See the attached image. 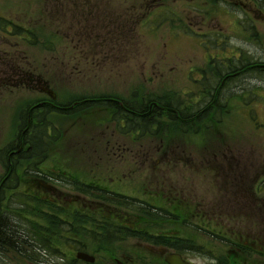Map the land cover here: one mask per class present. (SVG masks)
<instances>
[{"label":"rangeland","instance_id":"obj_1","mask_svg":"<svg viewBox=\"0 0 264 264\" xmlns=\"http://www.w3.org/2000/svg\"><path fill=\"white\" fill-rule=\"evenodd\" d=\"M0 17L12 26L0 24L16 34L31 32L18 35L22 39L16 34L12 38L3 35L0 26V81L5 82L0 87V160H7L9 152L21 144L19 133L26 127V112L31 113L29 135L39 124L54 131L41 135L47 150L40 155L24 144L23 150L30 156L15 158L20 160L21 175L32 160L45 159V168L74 177L76 189L80 179L104 180L110 189L127 193L125 206L120 204L124 200L119 193L110 203L125 208L130 222L141 219L142 224H152L155 230L144 228L149 232L179 229L181 239L188 237L193 255L203 262L228 264L229 256L220 238L194 229L200 219L194 215L195 210L231 213L234 209L232 222L243 231L240 234H252L254 220L262 233L264 222L259 215H252L257 212L243 213L239 209H248V201L253 207L244 194L256 191L264 181V75L254 71L227 81L211 118L203 114L205 107L196 115L189 111L192 104L186 97L194 92L191 79L199 77L196 70L205 71L211 86L215 77L218 79L219 68L209 61L213 51L208 54L205 50L212 48L196 32L226 34L231 43L226 48L232 46L238 54L241 49L244 57L264 60V0H0ZM219 49L214 54L223 55ZM23 68L28 70L26 74ZM11 79H15L14 86ZM45 81L54 89L56 99L41 90L43 85L37 86ZM176 92L182 95V107L177 105ZM252 92L257 100L247 105L245 93ZM101 95L143 107L149 98L167 104L173 101L174 110L180 108L186 118L192 119L176 122L165 110L148 109L145 119L149 127L137 124L130 131L127 128L135 125L125 124L118 106L95 102ZM260 97L263 100H258ZM50 99L58 107L44 108L40 104ZM85 100L86 104L73 110V101ZM62 106L66 109L59 108ZM159 159H165V163L158 164ZM216 161L224 166L220 172L214 167ZM6 171L0 162V176ZM159 186L165 194L178 198L176 203H186L190 214L186 216L183 211L179 218L168 221L146 211L144 204ZM261 189L260 201L254 196L260 208L264 205V186ZM22 190L23 186L8 193L4 206L11 220L6 219L13 226L23 225L18 226L23 230H15L22 237L27 238L24 231H37L40 238L34 240L39 249L23 250L27 255L16 251L17 247L0 250V264H27L25 257L30 254L38 258L53 254L55 260H62L60 253L43 249L44 228L40 224L52 225L44 211L49 208ZM81 190L89 198H97L90 195L85 184ZM232 196L236 197V209ZM13 215L21 223L15 222ZM181 217L187 218L186 225L176 226L182 222ZM160 220L163 223L156 226ZM108 223L118 221L112 217ZM128 232L113 235L117 242L125 236L132 239ZM146 234L144 231L142 236L146 238ZM67 250L68 256L74 254ZM262 260L249 258L254 263Z\"/></svg>","mask_w":264,"mask_h":264},{"label":"flooded vegetation","instance_id":"obj_2","mask_svg":"<svg viewBox=\"0 0 264 264\" xmlns=\"http://www.w3.org/2000/svg\"><path fill=\"white\" fill-rule=\"evenodd\" d=\"M241 4L244 5L242 2ZM9 32H11V30H5L2 33L3 35L9 34V37L14 38ZM23 52L27 55L25 51ZM25 55H23L24 58ZM27 72L28 70L23 68L22 73L26 74ZM12 75L15 78L14 71L12 72ZM11 80L10 83L14 86L13 83L15 82V79ZM23 80H26V77H23ZM4 83L5 82L0 81L1 88L4 87ZM42 85L43 87L41 90L48 95L51 94L52 100L57 98L56 95H53L54 89L49 85L48 81L43 83L40 82L37 86L39 87ZM51 99L41 101L40 104L44 108L48 106L58 107ZM86 101L88 100L73 101L71 104L72 108L74 107L73 110L86 104ZM78 102L81 103L79 104ZM95 102H101L104 104L109 103L113 106H118L120 109V115L123 116L121 118L125 121V124H127V122L130 123V121L135 122L134 127L127 128L130 131L137 127V124L140 125L141 128V124H143L141 118L149 113L148 109L150 111L156 108L159 111L165 110L168 116L176 121L183 116L184 119L182 118L181 121L184 123H188L190 120V118H186L185 112L175 113L174 108L171 107L173 101L167 104L165 102L157 101L156 98H149L143 107L142 104L132 105L126 103L124 100H120V98L116 99L115 97L101 95ZM59 108L66 109L63 106ZM70 109H67V111H70ZM26 115H28L26 127L21 128L22 132L19 133V141L21 144L18 143V146L16 147L17 149L15 148L11 153L9 152L7 160H0L7 169L6 174L0 176V229L3 226H8V222L11 220L8 215V210L4 206V203H6L9 198L8 193L23 186L21 192L24 195L30 196L32 199H41L49 208V210L45 209L44 211L50 215L52 225L40 224V226L44 228L42 229V233L45 245L70 248L71 254L74 252L72 256L65 257L64 261L63 259L60 261L57 259L55 260L54 258L56 257H48L47 259L41 260L39 264H171L168 261L170 256H180L181 260L194 264H219L216 260L203 262L200 260V256H194L193 251L191 250L192 247L187 244L188 237H183V239H181L182 236L178 233L180 232L179 229H168L169 231H162V233L154 231L149 232L147 229L152 227V224L148 226L147 224H142L141 219H136L134 222H130L125 208H122L121 206L114 207L110 203L111 199H113V201L117 199L116 194L119 193V198L124 200L120 204L125 206L127 193L110 189L108 182H105L104 180L97 182L96 178L94 181L85 182L83 179H80V186L76 189V180L74 177L68 176L63 171H58L57 169L51 170L47 167L45 168L44 165L47 164L45 159L32 160L33 163H28L27 166H25L23 175H21L18 169L20 160H16L15 158L21 154H23L25 159L28 158L30 152H34L35 150V145L31 144V138L33 139L37 135L41 136L45 131V127L41 126L42 124H39L40 126L31 129L32 135L31 133L29 135V115H31V113L26 112ZM175 117L178 119H175ZM40 120L45 123L43 118H40ZM23 122H25L24 119ZM47 129L51 132L54 131V129L51 127L49 128V126ZM29 143L31 145H29ZM24 144L31 148L29 150L30 152H24ZM43 148L41 145L38 146L37 152L39 155L43 151H46V149ZM37 152L35 151V153ZM120 155L124 156L122 154ZM165 155L166 154L164 153V156ZM164 161L165 159H159L157 162L158 164H162L165 163ZM219 163L220 162L216 161L214 166L219 170L218 172L224 168L223 164ZM107 180L109 181V179ZM263 183L264 181L259 183L260 185L255 189L256 191H249L244 194L251 201L253 207H249L250 202L248 201V209H239L243 213L256 211L257 213H252V215H259L262 222H264V219H262L264 218V213L258 212H264V205L261 203L260 205L263 206L260 208L259 203L254 202V196H257L260 201L261 195L263 194L261 189V185L264 186ZM83 184L89 187L90 195L97 197L96 199H91L86 194L81 193ZM176 199L178 198L173 195L165 194L164 190L159 186L156 187L153 192L151 200L144 205L148 207L146 211L150 213L152 212V215L156 218L160 219L161 217L164 220L174 221L175 217L181 216L183 211L186 212V216L187 214H190V211L188 210L190 207H187L184 202L182 205L180 202L176 203ZM235 199L236 197L232 196L231 203L236 209L237 206L233 202ZM142 204L143 203H140L139 205L142 206ZM207 210L208 209L202 208L193 212L194 215L200 217V219H198L199 221L196 223L198 227H194V229L203 230L205 233L220 238V243L226 248L225 252L227 253V256H229L228 264H245V261L248 263L251 262L250 264L264 262V230L262 233L260 232L259 226L255 220L252 234H249L248 236L247 233L240 234V232L243 231L239 230L232 222L236 217V211L234 209L231 210V213L222 212L221 210V212H216L213 209H210L208 212ZM136 211L140 210L137 208ZM223 214L225 215V220L223 219ZM229 214L230 216H228ZM14 216L15 215H13V220L15 221ZM7 217L9 219L8 221L6 219ZM112 217L117 220L118 223H108ZM181 218L182 222L176 226H183V224L186 225L185 220L187 218ZM161 223H163L162 220H160L156 226L161 225ZM144 228L147 229L145 230ZM17 230H23V228H18ZM151 230L155 229L152 227ZM127 231H129V235L133 236V238L131 239V237L125 236L121 241L117 242V238H115L113 233H126ZM144 231L147 232L145 235L146 238L142 236ZM54 233L57 234L54 235ZM129 240H133V242H130ZM190 240L195 241L194 239ZM80 252L94 255L96 258L95 261L90 262L85 258L78 256ZM253 256L262 258L263 260L258 263L249 261V258ZM29 263L35 264L33 262Z\"/></svg>","mask_w":264,"mask_h":264},{"label":"trees","instance_id":"obj_3","mask_svg":"<svg viewBox=\"0 0 264 264\" xmlns=\"http://www.w3.org/2000/svg\"><path fill=\"white\" fill-rule=\"evenodd\" d=\"M2 22L6 24H12L10 21L8 22L7 20H4L3 17H0V23ZM6 24L5 25L0 24V26H2V28L5 29V26H7ZM25 32L31 35V32L28 30H24L23 32L18 33L17 35H20ZM196 33L203 39H206V41L210 44L212 48L211 51H208L207 50L208 48L205 47V50L207 51L208 54L213 51V53L210 54L209 56V61L210 63L214 62L213 64L219 68L218 72H216L218 79L215 77L216 82L215 83L212 82V86H213L212 87L210 85L211 82L205 76V71L199 70V69L196 70L198 72L197 75L199 77H196V78H193L194 76L192 77L191 81L193 84L192 86H193L194 92L189 93V96L186 97V100H189V102L192 104V105H189L191 107L189 111H191L192 113L196 115L198 114V112H200L205 107L206 110L205 109L203 110L205 111L203 114H205L206 117L211 118L213 113H215L216 111L215 104L216 106L220 105V99L222 97L221 93L224 89L223 85L226 84L227 81L235 79L238 75L251 74L254 71L264 75V60H258L252 57L248 58V56L246 57V55L244 57L241 54L242 53L241 49H240L241 52L238 54L236 52V48L235 49L231 48L232 46H229L228 48H226L228 44L230 43L229 38L226 34H222L216 31L211 32V33H206V32H199V33L196 32ZM13 34H16V33L13 31ZM212 36H215L216 38H214L213 40L209 39V37H212ZM219 48L222 49L223 55H220L218 53L214 54L216 51L220 50ZM228 51L231 52L229 53V57H227ZM197 90H199L200 92L198 93ZM245 95L247 96L245 97L243 94V97L249 100L247 105L250 104V100L252 99L257 100L255 99V95H256L255 92H252V95L246 94V93ZM181 96L182 95L178 92H176L174 95V97L178 100L177 105L179 104L178 105L179 107L180 105L181 107L183 105ZM258 100H263V98L260 97L258 98ZM174 111L175 113L182 112L180 108L175 109ZM195 115H192V116L194 117ZM182 118L184 119V116ZM182 118L179 120L181 121ZM175 119H178V118L175 117ZM141 122L143 123V128L149 127V124L147 123V120H145V117L141 118ZM130 124L135 125V122L130 121ZM47 130H48L47 126H45V131L43 132V134L45 132L47 134ZM32 142L35 145L34 152L35 151L37 152V148L39 145H41V147L43 148L42 139L40 135H37L36 137H34ZM18 228L20 227H16L15 225L13 226L12 224L8 223V226H3L0 229V250L2 252H5L7 249L12 250L11 248L17 247L16 251L22 253L23 255H27V254H24L23 250L31 252L33 248L39 249L37 248V244H35V240H34V239L40 238L36 235L37 231L27 230V231L22 232L23 234L26 235L27 238H25L19 234L21 232L18 233V231L17 232L15 231ZM38 246H41V245H38ZM43 249H45V251H53L54 253H62V251H60V249H57L56 247L46 246V248L44 247ZM52 255H46V256L49 257ZM25 258H27L31 262L39 263L42 257L38 258V257H35V255L31 256L30 254V257H25Z\"/></svg>","mask_w":264,"mask_h":264},{"label":"water","instance_id":"obj_4","mask_svg":"<svg viewBox=\"0 0 264 264\" xmlns=\"http://www.w3.org/2000/svg\"><path fill=\"white\" fill-rule=\"evenodd\" d=\"M88 256V255H87ZM93 259V258H92ZM168 261L171 263V264H191L189 262H186L184 260H181L180 256H170L168 258Z\"/></svg>","mask_w":264,"mask_h":264}]
</instances>
